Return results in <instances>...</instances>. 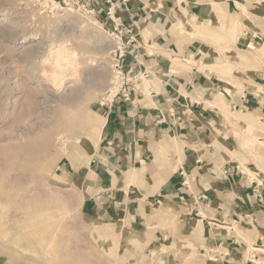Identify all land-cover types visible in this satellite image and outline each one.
<instances>
[{
	"label": "crops",
	"instance_id": "0c3cea01",
	"mask_svg": "<svg viewBox=\"0 0 264 264\" xmlns=\"http://www.w3.org/2000/svg\"><path fill=\"white\" fill-rule=\"evenodd\" d=\"M224 1L231 12L234 0ZM117 4L115 16L134 39L124 69L150 78L131 101L99 106L105 118L90 167L98 187L82 214L103 226L108 218L128 221L138 236L124 264H264V72L240 81L222 75L208 47L176 27L181 19L192 26L193 18L213 25L216 11L208 0ZM109 8L101 0L97 12L113 30ZM244 36L238 50L252 41ZM223 104L258 121L261 145L239 144ZM251 248L258 249L255 259Z\"/></svg>",
	"mask_w": 264,
	"mask_h": 264
},
{
	"label": "rangeland",
	"instance_id": "374dc122",
	"mask_svg": "<svg viewBox=\"0 0 264 264\" xmlns=\"http://www.w3.org/2000/svg\"><path fill=\"white\" fill-rule=\"evenodd\" d=\"M220 2L215 25L193 18L192 26L181 19L177 27L208 47L222 75L254 79L264 72V0H234L231 12ZM86 3L67 0L50 12L42 0H0V264H124L138 236L126 220L108 218L103 226L82 214L85 198L97 192L90 167L100 143L96 128L105 118L99 103L111 89L118 46L113 31L87 14ZM229 32L252 41L238 50ZM60 45L77 53L73 69L57 66ZM222 114L240 145H261L257 120L226 104ZM76 169L87 170L82 187Z\"/></svg>",
	"mask_w": 264,
	"mask_h": 264
},
{
	"label": "built area",
	"instance_id": "2783aa9c",
	"mask_svg": "<svg viewBox=\"0 0 264 264\" xmlns=\"http://www.w3.org/2000/svg\"><path fill=\"white\" fill-rule=\"evenodd\" d=\"M76 3H79V0H74ZM86 11L90 16L99 17L97 12V6L100 5L101 0H87ZM110 4L108 9L107 16L113 19V32L112 35L115 36L118 46L113 50V66H112V81L111 89L108 91V96L103 98L99 103L101 107H110L116 101H131L132 96L139 91L140 84L142 81L148 83L150 78V73L144 71L141 75H137L133 68L129 70L124 69L125 58L128 54V46L130 43L134 42L133 33L130 29H123V20L116 15V9L120 8L118 2L120 0H104ZM123 2L129 0H122ZM67 4V0H62V2H57V0H42V7L47 11L52 12L54 10L55 4L62 5ZM95 5V6H94ZM125 35H130L129 38H125ZM150 89V87H148ZM252 254V258L257 257V248H251L248 250Z\"/></svg>",
	"mask_w": 264,
	"mask_h": 264
},
{
	"label": "bare ground",
	"instance_id": "6f19581e",
	"mask_svg": "<svg viewBox=\"0 0 264 264\" xmlns=\"http://www.w3.org/2000/svg\"><path fill=\"white\" fill-rule=\"evenodd\" d=\"M221 0H211V2H212V4H214V7L215 8H217V9H215L216 10V16H218V17H220V12H221V7L220 6H222V5H224V3H221L220 2ZM181 2V1H180ZM147 3V2H146ZM149 3V2H148ZM161 3V2H160ZM238 6L239 7H241V3H238ZM176 16H177V14H176ZM187 20H190V18H188V17H185ZM182 22V21H181ZM188 22V21H187ZM235 23V22H234ZM179 24V23H178ZM176 26V25H175ZM231 26H234L233 25V23L231 24ZM177 27V26H176ZM183 27V26H182ZM236 27V26H235ZM178 28V27H177ZM179 29V28H178ZM234 31V30H233ZM215 33V32H214ZM230 33V32H229ZM229 33H227L226 35H229V36H231V37H229V38H232V41H234V42H237L238 41V38L239 37H237L236 35H231V33L229 34ZM78 38V37H77ZM76 38V39H77ZM75 39V38H74ZM80 39H82V38H80ZM85 39V38H84ZM83 40V39H82ZM87 40V39H86ZM90 40V39H89ZM89 40H87V41H89ZM81 42V41H80ZM83 42H84V40H83ZM91 42H92V40H91ZM95 42V41H94ZM64 43V42H63ZM89 44H91L90 42H89ZM98 44V43H97ZM96 44V45H97ZM95 45V46H96ZM99 45V44H98ZM61 46V45H60ZM65 46H67V45H64V47L62 48V46H61V48H62V50L61 51H59V55H60V59L57 61V66H59L60 67V65H64V68L67 70V69H73L77 64H76V60L78 59L77 58V53L75 52V51H72V50H69L67 47H65ZM95 46H93V48L95 47ZM60 48V47H59ZM252 48H253V46H252ZM264 48V47H263ZM71 49V48H70ZM260 49V48H259ZM262 49V48H261ZM96 51H97V49H95ZM57 52H58V50H57ZM58 56V55H57ZM182 61V60H181ZM178 62H180V61H178ZM183 62H180L179 64L181 65ZM79 64V63H78ZM73 67V68H72ZM76 69V68H75ZM232 73V72H231ZM60 74V73H59ZM63 75V74H62ZM60 76H61V74H60ZM64 76V75H63ZM56 77V76H55ZM53 78L54 79V82L55 83H57V84H60V83H62L61 82V78ZM62 77V76H61ZM65 77V76H64ZM65 81V80H64ZM60 82V83H59ZM66 82V81H65ZM149 82V81H148ZM64 83V82H63ZM152 83V82H151ZM56 84V85H57ZM67 84H68V82H67ZM149 85V84H148ZM154 85V84H153ZM58 86V85H57ZM219 96V95H218ZM65 97V96H64ZM217 98V97H216ZM66 99V98H65ZM68 99V98H67ZM224 101V100H223ZM216 102V101H215ZM218 102H219V100H218ZM220 102H221V100H220ZM187 111V110H186ZM189 111H190V109H189ZM184 113V112H183ZM240 118V117H239ZM238 118V119H239ZM254 122V121H253ZM103 124H104V121L103 122H100L99 123V125H97V128H96V131H97V129L99 130V133H100V131H101V129H102V126H103ZM253 125V124H252ZM95 131V130H94ZM98 133V134H99ZM261 141V140H260ZM260 143H262V142H260ZM180 145V144H179ZM161 147V146H160ZM168 150H169V148H168ZM180 158V157H179ZM77 170V169H76ZM86 181H87V170L86 169H79V170H77L76 171V173H75V182H76V184L78 185V186H80V187H82L83 185H85L86 184ZM260 181V180H259ZM90 182V181H89ZM262 182V181H261ZM214 224V223H213ZM194 228V227H193ZM116 253V252H115ZM160 260V259H159ZM144 263V262H143ZM142 263V264H143Z\"/></svg>",
	"mask_w": 264,
	"mask_h": 264
}]
</instances>
